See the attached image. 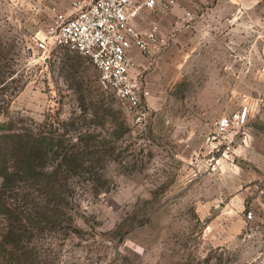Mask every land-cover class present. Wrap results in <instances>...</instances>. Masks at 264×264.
Returning a JSON list of instances; mask_svg holds the SVG:
<instances>
[{
	"label": "rangeland",
	"instance_id": "374dc122",
	"mask_svg": "<svg viewBox=\"0 0 264 264\" xmlns=\"http://www.w3.org/2000/svg\"><path fill=\"white\" fill-rule=\"evenodd\" d=\"M82 1L0 0V230H18L4 237L15 264H264V0L160 14L179 23L158 30L176 61L146 129L85 56L36 48ZM244 104L246 134H220ZM32 142L29 167L18 151Z\"/></svg>",
	"mask_w": 264,
	"mask_h": 264
},
{
	"label": "built area",
	"instance_id": "2783aa9c",
	"mask_svg": "<svg viewBox=\"0 0 264 264\" xmlns=\"http://www.w3.org/2000/svg\"><path fill=\"white\" fill-rule=\"evenodd\" d=\"M75 12L68 15L57 12L54 23L44 38H36L38 50L49 53L61 47L85 56L99 73L100 84L113 90L123 102L135 123L146 129L150 119L148 98L151 93L139 78L132 76L131 52L138 48L152 56L165 38L154 25L148 31H139L134 21L144 12L170 13L175 0H93L77 2ZM194 19L187 13L184 22ZM264 74V65L261 68ZM257 114L264 111V95L257 99ZM251 108L244 104L236 112L222 116L216 123L219 133L229 134L238 129L246 134Z\"/></svg>",
	"mask_w": 264,
	"mask_h": 264
},
{
	"label": "crops",
	"instance_id": "0c3cea01",
	"mask_svg": "<svg viewBox=\"0 0 264 264\" xmlns=\"http://www.w3.org/2000/svg\"><path fill=\"white\" fill-rule=\"evenodd\" d=\"M152 13L155 12L146 11L134 21V25L139 31H148L153 25H157L160 32L163 33V30L166 31L170 29L169 27H173V24L175 23L173 15L160 16V14L162 15L164 13L159 12L157 14L160 19L157 20ZM165 25H168V28H165ZM176 25L178 26L179 23ZM173 54L175 55L174 46L167 43L166 40L161 43L152 56L145 55L138 48H134L131 52L133 62V67L131 69L132 76L142 80L145 84V88L151 92L150 89L153 87V82L159 83L163 80L165 67L168 65L167 59L170 58V61L173 63L176 61ZM252 111L254 112V109L251 108V113ZM255 111L257 110L255 109ZM259 119L260 122L257 121L253 123L254 131L262 133L264 131V115H262Z\"/></svg>",
	"mask_w": 264,
	"mask_h": 264
},
{
	"label": "trees",
	"instance_id": "16d2710c",
	"mask_svg": "<svg viewBox=\"0 0 264 264\" xmlns=\"http://www.w3.org/2000/svg\"><path fill=\"white\" fill-rule=\"evenodd\" d=\"M9 138V137H8ZM12 138V140L11 141H14L12 144L14 145V147H15V149H16V151L17 150H19V147H20V144L19 145H17L18 144V141H16V136H12V137H10V139ZM33 143V142H32ZM35 148H37V146H36V144L35 143H33V144H30V145H28V147L27 148H22V151H18V152H20V156L22 155V158H24L25 159V164L27 165V166H29V167H32L33 166V164H34V153H35ZM8 174H7V172H4V176H3V179H8V176H7ZM4 184H6L5 182H4ZM2 206H4V204L2 205V202H0V210H1V208H2ZM19 207H21V205H19V206H17L15 209L16 210H19ZM7 212L9 211V209L8 210H6ZM1 225V224H0ZM11 228V227H10ZM16 230V229H14V228H11V229H8V231H11V234L12 233H15L14 231ZM8 231H6V228L5 229H2V231L0 230V258H3V260L4 261H6L5 263L7 264H15L16 262H15V260H14V258H12V254H14L13 253V251H10L9 252V248L10 247H12V246H10L8 243H6V241L4 240V237H6V235H7V232ZM16 231H18V230H16ZM1 232H3V236L1 235ZM10 233V232H9ZM5 235V236H4ZM15 247H17L16 245H14ZM13 250H14V248H13ZM1 264V263H0Z\"/></svg>",
	"mask_w": 264,
	"mask_h": 264
}]
</instances>
